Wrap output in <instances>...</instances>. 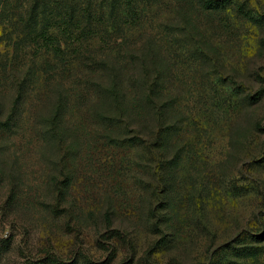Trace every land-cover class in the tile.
<instances>
[{"label": "rangeland", "instance_id": "1", "mask_svg": "<svg viewBox=\"0 0 264 264\" xmlns=\"http://www.w3.org/2000/svg\"><path fill=\"white\" fill-rule=\"evenodd\" d=\"M57 2L0 0V124L20 86L27 98L19 134L0 127V264H264V0H235L260 24L235 4L210 13L198 0H137L140 25L123 29L175 58L186 119L173 139L181 163L155 176L156 193L136 176L144 161L87 121L83 96L73 163L33 140L57 60L29 35L30 9Z\"/></svg>", "mask_w": 264, "mask_h": 264}, {"label": "trees", "instance_id": "2", "mask_svg": "<svg viewBox=\"0 0 264 264\" xmlns=\"http://www.w3.org/2000/svg\"><path fill=\"white\" fill-rule=\"evenodd\" d=\"M56 1H59L56 5H46L47 11L42 10L43 2L38 3L39 8L31 6L30 9L29 22L34 24V30L29 35L57 60V65L49 66L56 74L51 81L46 80L48 105L37 115L43 120L31 121L35 129L33 140L48 144L57 156L62 151L64 168L68 163L66 153H71L73 163L83 148L81 130L72 120L78 100L83 96L89 105L84 111L87 115L90 113L87 121L104 128L107 132L104 139L116 148L126 147L138 160L144 161L137 165L142 174L136 176H150L149 190L156 193L155 176H175L182 159L181 151L173 154L181 146L173 139L186 121L172 92L175 58L155 37L143 34L142 39L129 42L130 36L123 27L140 25L137 0ZM198 1L210 13L235 4L243 17L260 24L261 18L246 4L235 0ZM66 73L71 74L70 84ZM17 93L12 112L0 127L12 128L19 134L24 127L27 98L23 86ZM49 169L53 172L51 166Z\"/></svg>", "mask_w": 264, "mask_h": 264}]
</instances>
